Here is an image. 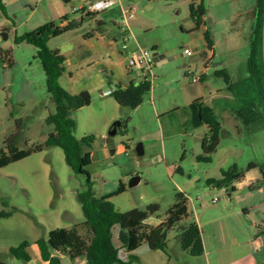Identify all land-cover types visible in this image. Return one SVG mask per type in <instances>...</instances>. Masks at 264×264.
Listing matches in <instances>:
<instances>
[{
    "label": "rangeland",
    "instance_id": "374dc122",
    "mask_svg": "<svg viewBox=\"0 0 264 264\" xmlns=\"http://www.w3.org/2000/svg\"><path fill=\"white\" fill-rule=\"evenodd\" d=\"M257 1L119 0L87 18L78 9L80 4L85 7L84 0H2L0 150L12 134H16L19 149L43 143L51 130L46 119L54 114L36 49L25 42L15 43V38L47 23L59 26L63 16H68L67 22L83 17L78 27L49 38L46 45L64 57L60 86L70 94L88 92L91 96L90 105L74 111L71 117L75 138L94 137L89 150L91 163L86 168L94 196L114 194L123 185L124 191L109 201L118 212L136 210L147 226H156L165 218L179 193L189 200L191 216L194 208L212 199H216L214 205L227 202L232 210H239L235 215L202 222L199 230L206 255L201 257L189 256L179 247L177 235L187 225L184 221L169 231L165 251H153L143 244L128 253L118 241L120 226L115 225L111 241L118 259L129 264H248L249 260L236 261L251 254L256 262L264 261V176L259 168L252 170L255 178L246 183L248 164L264 165V123L246 131L230 114L235 103L225 100L229 98L226 92H218L224 88L222 80L212 76L219 68H225L235 80L248 76ZM191 3L204 8L199 26L189 15ZM122 11L125 16L133 15L126 23ZM205 32L211 49L206 47ZM125 36L127 50L122 51ZM137 47L164 58L163 64L152 67L154 81L143 102L130 110L119 107L112 98L101 100L100 94L109 95L113 85L127 74L128 55ZM185 49L190 55L183 53ZM5 55L12 61L10 67ZM203 74L208 76L204 81L192 82ZM198 98L214 108L221 123L219 144L210 162L197 161L203 155L205 126L184 131L161 118ZM117 123L120 126L110 136ZM139 144L141 156L135 152ZM233 167L238 172L230 184H213L222 179L221 171ZM135 179L139 181L134 183ZM85 189V176L67 166L58 147L0 168V212L10 213L0 218V262L37 264L32 257L36 240L46 241L51 230H68L83 221L76 194ZM242 208L247 213L242 214ZM77 231L86 237L83 229ZM22 242L29 245L32 260L28 263L9 252ZM59 258L60 264H71L67 256Z\"/></svg>",
    "mask_w": 264,
    "mask_h": 264
},
{
    "label": "trees",
    "instance_id": "16d2710c",
    "mask_svg": "<svg viewBox=\"0 0 264 264\" xmlns=\"http://www.w3.org/2000/svg\"><path fill=\"white\" fill-rule=\"evenodd\" d=\"M0 11L3 13V3L0 0ZM96 14L87 13L91 18ZM189 15L197 26L204 16L202 4L189 5ZM68 21V16L59 20V26L53 23L44 24L34 31L25 33L15 38V43L25 42L36 49V58L39 60L45 78L46 92L54 105V114L46 119L51 126L43 143L36 144L27 149H19L15 145L16 134L10 135L4 141V150H0V168L11 163L29 157L31 154L42 152L46 148L58 147L62 150L65 163L76 174L85 176L86 189L76 194V200L80 206L83 221L74 225L71 229L56 228L48 233L46 241H35L39 250V260L44 264H60L58 256H67L69 259L82 258L85 264H129L122 262L117 257V250L111 241V229L115 225L120 226L118 241L128 253L135 251L145 244L150 250L165 251L167 236L178 223L186 222L177 235V241L182 251L192 257L204 255V248L200 230L188 209V199L182 194H177L176 201L166 210L165 218L156 226L142 224L138 218V212L131 210L125 213L118 212L109 199L124 191L123 185H119L114 194L96 198L91 188V180L86 168L90 165V152L94 137L87 136L75 138V122L71 117L74 111L90 105L91 96L88 92L70 94L62 88L58 82L62 75L64 57L57 50L47 48V40L78 27L83 21ZM67 22V23H66ZM62 23H66L63 25ZM262 31H264V0H258L255 8L252 32L250 36V52L247 59L248 76L243 80H235L225 68H219L212 76L221 79L224 85L218 92H226L235 105L230 108V114L235 121L241 123L246 131L252 127L264 123V56H262ZM206 47L212 48V42L207 32L204 33ZM202 57L205 56L203 52ZM6 65H12L8 55L4 56ZM208 76L201 75L200 81ZM151 85L148 82L127 85L115 83L110 92V97L122 108L134 110L142 102L144 95L149 92ZM168 125L175 123L178 129L184 131L195 130L206 126L207 133L201 141L203 155L197 157L199 162H210V155L216 151L221 133V123L215 115L214 108L203 98L190 102L187 106L176 108L161 116ZM259 168L264 176V165L249 163L246 171ZM180 171L179 167L175 169ZM236 168L221 171L222 179L214 182L216 186L230 184L237 174ZM212 184V182H208ZM264 184V183H262ZM234 189L231 188V191ZM10 213L0 212V218H7ZM85 231L86 237H82L77 229ZM29 245L22 242L18 247L10 248V254L18 260L28 263L31 258L28 253ZM0 264H5L1 263Z\"/></svg>",
    "mask_w": 264,
    "mask_h": 264
},
{
    "label": "built area",
    "instance_id": "2783aa9c",
    "mask_svg": "<svg viewBox=\"0 0 264 264\" xmlns=\"http://www.w3.org/2000/svg\"><path fill=\"white\" fill-rule=\"evenodd\" d=\"M118 1L119 0H88L85 3V7L81 6L78 9L82 11L85 15L87 13L96 14L107 10L116 2L118 3ZM131 10L134 11V8H132ZM132 17V14L125 16V13L123 12V19L125 23L128 21V19H131ZM127 41L128 37L125 36L122 39V43L120 46V49L122 51L127 50ZM183 53L188 56L191 52L188 49H185ZM152 56L153 55L148 50L139 47L129 53L127 60V71L129 73V76L131 77L130 82H133L134 84L140 82H148L152 86V83L154 81V76L152 75V67L154 65V62L152 61ZM196 81H199V78L192 79V82ZM212 202H216V199H213Z\"/></svg>",
    "mask_w": 264,
    "mask_h": 264
},
{
    "label": "crops",
    "instance_id": "0c3cea01",
    "mask_svg": "<svg viewBox=\"0 0 264 264\" xmlns=\"http://www.w3.org/2000/svg\"><path fill=\"white\" fill-rule=\"evenodd\" d=\"M87 1L88 0H84L85 3ZM80 5L78 7H81L82 6V5L81 6ZM251 32H252V29H251ZM261 44H262V56H264V31H262V43ZM154 55H155V57H157L158 60L155 61V63H154L153 66H158V65L164 63V58L158 57V56H156V54H154ZM205 56H206V60H209V57L207 56L206 53H205ZM126 73L128 74V76L126 74L124 77L121 78L120 82L117 81V83H120L122 85H127L131 81V77L129 76V73L127 71V67H126ZM204 75H207V74H204ZM110 92H111V90H110ZM110 92H109V95L101 93L99 97L101 98V100H104L105 98H111L110 97ZM254 178H255L254 173L252 171H248V177L246 179V183H249ZM138 181H139V179H135V182L134 183H136ZM212 200H211L210 203H206L204 205L199 206V209H197V208H194L193 209V218H194V220H195V222H196V224H197V226H198L199 229H200V225L202 224L203 221H211L212 222V221L217 220V218H219V217H228L230 215H235V214H238L239 213V210H236V211L235 210H232L227 202H224V204L222 206H218L217 203H216V205H214V203L212 202ZM240 212L242 214L247 213V209L246 208H242L240 210ZM202 243H203V248H205V244H204L203 241H202ZM204 252H205L204 254L206 255V250ZM32 257H33V260L37 264H44V263H42L39 260V250H38L37 246H36V250L34 252V256H32ZM244 259L247 260V261L249 260L248 264H264V261H262V260H259L258 262H256L257 260L254 259V258H252V255L251 254L240 258L236 262L237 263L238 262H241ZM31 260H32V258H31ZM59 260H60V258H59ZM80 260L82 261L81 264H85V261L82 258H77V259L71 260V264H77Z\"/></svg>",
    "mask_w": 264,
    "mask_h": 264
},
{
    "label": "water",
    "instance_id": "95a60500",
    "mask_svg": "<svg viewBox=\"0 0 264 264\" xmlns=\"http://www.w3.org/2000/svg\"><path fill=\"white\" fill-rule=\"evenodd\" d=\"M63 2H68L69 0H62ZM4 38H6V35H4ZM157 57H155V55L153 54L152 56V61L155 63V61H157ZM120 126V123H117L116 126L113 127V129L111 130V132L109 133L110 136L115 135L116 133V128ZM135 152L137 156H141L143 155V149H142V145L139 144L136 148H135Z\"/></svg>",
    "mask_w": 264,
    "mask_h": 264
}]
</instances>
